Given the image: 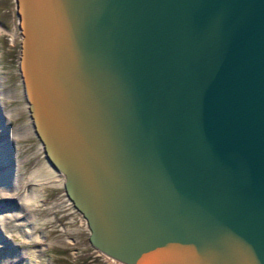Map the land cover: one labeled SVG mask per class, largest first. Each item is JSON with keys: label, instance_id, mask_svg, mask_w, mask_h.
Instances as JSON below:
<instances>
[{"label": "water", "instance_id": "1", "mask_svg": "<svg viewBox=\"0 0 264 264\" xmlns=\"http://www.w3.org/2000/svg\"><path fill=\"white\" fill-rule=\"evenodd\" d=\"M14 1L32 127L90 244L264 264V0Z\"/></svg>", "mask_w": 264, "mask_h": 264}, {"label": "rangeland", "instance_id": "2", "mask_svg": "<svg viewBox=\"0 0 264 264\" xmlns=\"http://www.w3.org/2000/svg\"><path fill=\"white\" fill-rule=\"evenodd\" d=\"M20 38L15 1L0 0V83L2 84L0 88L4 92L7 91L6 97L8 96L5 109L10 108L8 110L10 120L7 128L10 131L15 128L16 132L19 131L16 155L21 165L15 167L19 178L29 177L33 173L39 174L44 164L48 163L42 144L30 125L27 101L23 96V85L18 69ZM12 169L7 171L10 172V179L13 177ZM10 179L7 178L8 182ZM39 184L36 187L40 189L39 195L43 201L39 200L37 211L34 213L33 210L30 213L33 222L35 220V229L31 227L34 224L25 226L31 228V233L27 236L24 227L17 225L18 220L17 222L10 220L3 232L10 235L11 245L16 249L13 251L10 248L7 251L8 247L0 248V264H4L5 258L16 255H22L17 264H122L110 257L109 259L90 244L85 218L73 206L71 200L67 199L63 181L53 183L44 181Z\"/></svg>", "mask_w": 264, "mask_h": 264}, {"label": "bare ground", "instance_id": "3", "mask_svg": "<svg viewBox=\"0 0 264 264\" xmlns=\"http://www.w3.org/2000/svg\"><path fill=\"white\" fill-rule=\"evenodd\" d=\"M17 22H18V16H17ZM1 85L2 84L0 83V87ZM6 92L2 91V88H0V135L2 136L0 139V168H1L0 169V199H13L15 202V207L12 210L0 211V237L3 240V241H0V248L8 247L7 251H9L10 248L14 251L16 248L13 245H11L12 240L10 238V235L3 232L4 229L8 226L7 224H9L10 220L12 219L16 220V222L18 220L17 225H19L22 228L24 227L23 230H25V233L28 236L29 235L28 233H31V230H30L31 228L28 229L26 227L28 225L34 224V226H31V227L32 229L33 227L35 229V226H36L35 220L33 222V219H31L32 214L30 213L33 210H34V213L37 211L39 207V204L37 202L43 199L41 198V195H39L40 189H38L36 185L39 186L40 185L39 183L44 182V181H47V182L51 181L52 183L56 181L58 182L63 181L64 175L60 171L53 168L48 162L44 164L42 169H40L39 174L33 173L29 175V177L26 176V177H21V178L17 176L15 167L16 166L18 167L21 165V161L16 155L18 152L17 138L19 136L18 134L19 131L16 132L17 130L16 128L12 129L11 131L7 128V124H9V120H10L9 115H8V112H9L8 110L10 108L5 109V105H6L7 97H8V96L6 97L7 95ZM30 125H32V123ZM10 168L11 169L13 168L11 171L13 173L12 179H10V172L7 173L8 169L10 171ZM7 178L10 179L9 182ZM42 185H45V184H42ZM67 199L69 198L67 197ZM11 246H13L14 249ZM1 256L3 255L1 254ZM6 256H8V253H6ZM21 256L22 255H16L14 257H7L4 259V264H17V262L21 260ZM110 258L122 264H126L112 257Z\"/></svg>", "mask_w": 264, "mask_h": 264}]
</instances>
